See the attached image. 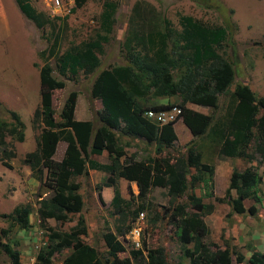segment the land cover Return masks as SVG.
I'll return each instance as SVG.
<instances>
[{
	"label": "trees",
	"instance_id": "16d2710c",
	"mask_svg": "<svg viewBox=\"0 0 264 264\" xmlns=\"http://www.w3.org/2000/svg\"><path fill=\"white\" fill-rule=\"evenodd\" d=\"M15 1L19 10L37 27L48 23L49 17L37 12L28 0ZM73 1L71 10L84 0ZM115 8L116 2H103L99 15L100 30L113 32ZM148 11L154 13L153 8ZM179 23L181 29L175 30L170 21L162 17L160 28L151 22L145 32L137 27L131 28L121 48L127 61L124 64L100 68L99 53L107 35L99 32H96L95 39L71 46L61 53H58L56 41L49 45L47 54L44 55V50L40 52L44 60L39 67L40 103L33 110L31 119V126L38 133L35 148L25 153L22 162L30 168L40 186L44 178L49 177L53 191L46 198L38 194L36 212L39 225L47 230V239L37 251L33 264H183L181 259L170 260L164 246L146 248L145 239H142V249L132 248L128 256L118 257V253L124 250L119 236L129 231L139 212L150 209V203L145 201L150 189L156 186L166 188L168 204L163 205L161 212H155V218L174 225L178 241L192 243V247L181 251V257L187 258L189 264H264V251L253 249L247 259L244 257L232 243V237L225 235L227 226L221 232L222 244L206 240L209 227L204 214L211 211L212 204L203 202L195 191L210 187L214 181V161L210 154L204 155L202 147L206 138L210 139L209 152L216 157L264 160V96H257L246 83H234V63L222 51L223 43L228 39L226 26L208 25L186 14L179 16ZM173 37L178 44H174ZM50 57L55 58L60 74L73 76L82 71L89 75L97 71L90 86L91 96L99 99L102 105L96 111V124L74 117L77 98L74 90L68 93L58 117H55L52 91L63 86V81L52 75ZM173 96L177 98L168 101ZM158 97H165L167 101L160 103ZM146 98L151 101L143 105ZM187 102L208 106L212 112L210 116L192 112L186 107ZM172 105H178L181 114L167 122L158 123L145 114L148 109H167ZM3 110L5 113L0 112V161L11 167L7 159L15 156V150L7 148L5 137L9 134L15 140L23 141L25 124L17 111L5 107ZM182 115L193 137L177 149L174 124ZM134 139L144 144V151L152 146L154 154L144 159L122 161V148ZM58 141L65 142L60 160L53 157ZM103 151L107 152L108 162L92 158ZM171 151H178L177 155L173 156ZM89 169L107 173L103 183L95 188H113L110 204L115 216V230L101 233L104 250L81 237L87 233L88 227L82 214V190ZM75 176L83 178L75 180ZM117 177L134 181L137 194L133 196L130 192V199L122 198ZM261 181L262 174L256 165L250 164L243 169L232 167L223 196H215L228 206V225L233 214L260 219L262 214L255 203L246 205L245 200H260L257 185ZM206 195L212 194L206 192ZM132 198L140 200L133 208L130 207ZM30 213V204L21 203L1 216L10 225L29 229L32 225ZM73 214L77 216L76 224L67 231L46 223L47 218L56 222L69 221ZM1 232L7 236L9 229L4 228ZM22 263L19 249L0 241V264Z\"/></svg>",
	"mask_w": 264,
	"mask_h": 264
},
{
	"label": "rangeland",
	"instance_id": "374dc122",
	"mask_svg": "<svg viewBox=\"0 0 264 264\" xmlns=\"http://www.w3.org/2000/svg\"><path fill=\"white\" fill-rule=\"evenodd\" d=\"M53 1L28 0L37 12H42L45 18L49 17L48 23L37 27L19 10L15 0H0V112L5 113L4 107L13 109L19 113L25 123L23 141H17L9 134L5 137L8 142L7 148H13L15 156L6 158L11 167L3 165L0 161V241L11 243L19 249L22 264H33L37 251L45 245L47 239V230L39 225L36 208L40 196L46 198L52 194L51 179L44 178V183L40 186L39 182L31 175L30 168L23 164L22 158L26 152L35 148V138L38 133L36 129L32 128L31 119L33 110L40 103L39 67L44 63L40 52L44 50V55L47 54L49 45L54 41H56V47L58 46V53H61L71 46L95 39L96 32L107 35V39L102 42V51L99 53L100 68H103L127 62L121 48L123 42H126L125 37L130 33L131 28L137 27L145 32L148 30L149 22L160 28L162 17H165L175 30H180L179 16L182 14L191 15L205 24L227 27L228 39L223 43L222 51H225L227 58L234 63V83L237 81L246 83L257 96H264V0H112L116 2L112 33H106L99 29V15L105 0H84L74 10H71L74 7L73 0H59L63 6L60 15H53ZM151 8L154 9V13H149L148 10L151 11ZM172 41L174 44L179 43L174 37ZM48 61L52 67V75L63 81V86H58L52 91V107L55 110V117H58L59 110L68 93L74 90L77 92L74 117L91 120L96 124V111L101 108V103L99 99L91 96L90 86L97 71L89 75H84L82 71L73 76L60 74L55 58L50 57ZM177 75L178 73L176 77ZM176 98L177 96H173L169 100L173 102ZM150 101L151 98H146L142 104L146 105ZM186 107L192 112L209 116L212 112L208 106L191 102H187ZM183 120L184 116L182 115L174 126H178L180 122L184 123ZM189 132L185 134L180 132V135H177L178 139L174 143L177 149L183 147L189 140L188 137H193L192 132L190 130ZM209 143V138L203 140V152L207 156L210 154L209 157L214 161V165L218 161L217 177L210 187L205 186L195 190L205 203L212 204L211 211H206L204 214L205 222L209 227L206 240L222 244L221 232L227 226L225 235L232 237V243L247 259L251 250L255 249V243L259 248L257 250L264 251V160L249 161L245 158L216 157L209 152L211 149ZM64 149L65 142L58 141L54 159L60 160ZM122 150L124 151L120 157L122 161L129 158L144 159L147 155L154 154L152 147L151 153L138 150L132 157H128L126 154L128 151L125 146ZM138 152L141 153L139 157ZM171 152L173 156H176L178 151ZM93 156L100 162L109 161L106 151ZM250 164L256 165L258 172L262 174V181L257 185V194H259L260 200L246 199L245 204L249 205L254 202L259 214L262 215L260 219H256L251 215L233 214L228 225L226 220L228 206L225 202L215 199V196H223L233 166L243 169ZM97 171V177L93 175L90 178L88 175L84 179L86 182L82 190L84 198L82 214L88 227L87 233L81 237L84 241L104 250L101 233L109 229L115 230V216L112 213L111 199L109 201L105 199L103 187L101 190L95 188L97 184L103 183L107 173L102 170ZM227 173L228 175H226ZM99 175L103 177H98ZM82 178V176H75V180ZM120 178L122 177L116 178L118 189L120 188L118 181ZM121 187L123 186L121 185ZM111 192H113V188ZM121 192L125 197L121 195ZM130 192L133 196L137 194L133 193L129 185L122 191L119 189V193L124 199L131 198ZM206 192H211L212 195L208 196ZM167 199L165 187L156 186L150 189L145 201L147 204L150 203V209L143 210V217L139 219L146 248L164 246L170 260L181 259L183 264H189L187 258L181 257V251L185 247H192V243L185 244L178 241L174 225L163 219L155 218V212H161L163 205L168 204ZM131 202L130 207L133 208L140 200L132 198ZM21 203H28L31 206L29 220L32 225L29 229H20L16 224L10 225L1 216L2 213L10 212L14 206ZM76 219L77 216L73 214L72 220L56 222L53 218H47L46 223L67 231L76 224ZM4 228L9 229L7 236L2 235L1 231ZM120 239L124 250L118 253V257L123 258L128 256L133 247L124 236ZM210 249L214 251L213 247ZM52 264H60V262Z\"/></svg>",
	"mask_w": 264,
	"mask_h": 264
},
{
	"label": "built area",
	"instance_id": "2783aa9c",
	"mask_svg": "<svg viewBox=\"0 0 264 264\" xmlns=\"http://www.w3.org/2000/svg\"><path fill=\"white\" fill-rule=\"evenodd\" d=\"M62 7L63 6L59 0H54L52 13L57 15L61 14ZM146 113L148 117H151L154 120L163 123L176 118V116H178L181 113V108L177 105H172L167 109H161L157 111L148 110ZM142 217H143V212H139L135 221L132 223V226L130 227L128 233L125 235L126 239L129 240L132 247L137 249L142 247L143 234H142V228L139 224V219H142Z\"/></svg>",
	"mask_w": 264,
	"mask_h": 264
},
{
	"label": "crops",
	"instance_id": "0c3cea01",
	"mask_svg": "<svg viewBox=\"0 0 264 264\" xmlns=\"http://www.w3.org/2000/svg\"><path fill=\"white\" fill-rule=\"evenodd\" d=\"M157 101H159L160 103H165L166 101H167V99L165 98V97H158L157 98ZM102 106V105H101ZM100 106V107H101ZM99 107V108H100ZM174 130H175V132H176V134L179 136L180 135V132H182V133H190L189 132V129L187 128V126L184 124V123H181L180 122V124H178V126H174ZM189 136V135H188ZM191 137H188V139H190ZM144 145V144H143ZM142 144H141V141L140 140H137V139H134V140H130V142H129V145H126L125 146V149H126V151H128V152H126V154L128 155V157H132V156H134L135 155V151H138L139 150V152L140 151H144L143 150V148H142V146H143ZM151 147L152 146H148V151H149V153H151L150 152V150H151ZM152 149H153V147H152ZM138 152V153H139ZM147 152V151H146ZM140 154L141 153H139V155H138V157L140 156ZM93 159H96L97 160V158L95 157V156H93L92 157ZM217 160H219V159H217ZM98 161V160H97ZM100 162V161H99ZM102 163H106V162H102ZM217 166H218V161H217V163L215 164V175H214V181H215V179H216V177H217ZM98 171H97V169H89V172H88V175H90V178H92V176L94 175V177H97V175H96V173H97ZM103 175H104V172H103ZM226 175H228V173L226 174ZM98 177H103V176H101V175H99ZM123 180V181H122ZM119 181V189H120V191H122L123 189H126V187H127V185H129V187L132 189V191H133V193L134 194H136L137 192H138V188H137V184L134 182V181H128V180H126V179H123V178H120V180H118ZM121 185L123 186V187H121ZM102 191H104V194L106 195L105 197V199H107L108 201L112 198V195H113V192H111L112 191V187L111 186H103V189H102ZM197 193V192H196ZM198 194V193H197ZM121 195L122 196H124L123 195V193L121 192ZM199 195V194H198ZM125 197V196H124ZM106 200V201H107ZM203 202H204V200H203ZM256 246V247H255ZM255 249H257L258 247H257V243H255ZM259 249V248H258ZM262 251V250H261Z\"/></svg>",
	"mask_w": 264,
	"mask_h": 264
},
{
	"label": "clouds",
	"instance_id": "9594fccd",
	"mask_svg": "<svg viewBox=\"0 0 264 264\" xmlns=\"http://www.w3.org/2000/svg\"><path fill=\"white\" fill-rule=\"evenodd\" d=\"M53 15H57V14H53ZM59 15H60V14H59ZM168 101H171V102H172V100H168ZM177 106H178V105H177ZM148 110H152V109H148ZM148 110H147V111H148ZM160 110H161V109H160ZM147 111H146V112H147ZM154 111H157V110H154ZM145 114H146V116H147V113H145ZM180 114H181V113H180ZM147 117H148V116H147ZM149 118L152 119V120H154V119L151 118V117H149ZM154 121H156V120H154ZM156 122H158V121H156ZM166 122H167V121H166ZM158 123H160V122H158ZM163 123H164V122H163ZM24 124H25V123H24ZM135 219H136V218H135ZM133 222H134V221H133ZM127 233H128V232H127ZM127 233H126V234H127ZM126 234H125V235H126ZM125 235H121V236H119V239H120V237H123V236L125 237ZM125 238H126V237H125ZM120 240H121V239H120ZM127 240H128V239H127ZM128 241H129V240H128ZM121 242H122V241H121ZM133 248H134V247H133ZM135 249H137V248H135ZM141 249H142V247H141Z\"/></svg>",
	"mask_w": 264,
	"mask_h": 264
}]
</instances>
